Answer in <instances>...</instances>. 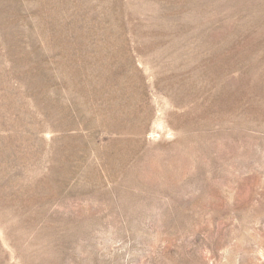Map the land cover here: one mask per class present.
Wrapping results in <instances>:
<instances>
[{"label": "rangeland", "instance_id": "obj_1", "mask_svg": "<svg viewBox=\"0 0 264 264\" xmlns=\"http://www.w3.org/2000/svg\"><path fill=\"white\" fill-rule=\"evenodd\" d=\"M0 264H264V0H0Z\"/></svg>", "mask_w": 264, "mask_h": 264}]
</instances>
